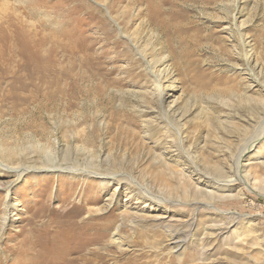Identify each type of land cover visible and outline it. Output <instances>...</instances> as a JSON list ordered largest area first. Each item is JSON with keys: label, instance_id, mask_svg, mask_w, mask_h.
I'll return each instance as SVG.
<instances>
[{"label": "rangeland", "instance_id": "rangeland-1", "mask_svg": "<svg viewBox=\"0 0 264 264\" xmlns=\"http://www.w3.org/2000/svg\"><path fill=\"white\" fill-rule=\"evenodd\" d=\"M0 153V264H264V0H0Z\"/></svg>", "mask_w": 264, "mask_h": 264}, {"label": "bare ground", "instance_id": "bare-ground-1", "mask_svg": "<svg viewBox=\"0 0 264 264\" xmlns=\"http://www.w3.org/2000/svg\"><path fill=\"white\" fill-rule=\"evenodd\" d=\"M157 1H158V0H157ZM139 2H140V1H139ZM149 3H150V1H148V5H149ZM140 5H142V4H140ZM172 6H173V5H172ZM203 6H204V5H203ZM163 7H164V6H163ZM166 12H167V11H166ZM184 12H186V11H184ZM120 13H121V12H120ZM127 13H128V12H127ZM127 13H125V14H127ZM139 13H140V11H139ZM174 13H175V11H174ZM181 13H182V12H181ZM121 15H122V13H121ZM159 15H160V14H159ZM165 15H166V14H165ZM172 15H174V14H172ZM128 16H129V15H128ZM128 16H127V17H128ZM166 16H167V15H166ZM185 16H186V15H185ZM127 17L124 16V18H127ZM130 17H132V16H130ZM145 17H146V16H145ZM153 17H154V16H150L149 19L152 20ZM132 18L134 19V17H132ZM132 18H131V19H132ZM225 18H226V17H225ZM121 19H122V18H121ZM129 19H130V18H129ZM145 19H147V18H145ZM225 20H226V19H225ZM128 21H129V20H128ZM139 21H140V20H139ZM144 21H145V20H144ZM130 22H131V21H130ZM133 22H134V21H133ZM157 22H158V21H157ZM184 22H185V20H184ZM103 23H104V22H103ZM141 23H142V22H141ZM146 23H147V22H146ZM150 23H151V22H150ZM155 23H156V22H155ZM180 24H181V23H180ZM181 25H183V24H181ZM189 25H190V24H189ZM123 26H124V25H123ZM145 26H146V24H145ZM150 26H151V25H150ZM126 27H127V26H126ZM171 27H172V26H171ZM186 27H187V26H186ZM173 28H174V27H173ZM179 28H180V27H179ZM194 28H195V27H194ZM242 28H243V27H242ZM137 29H138V28H137ZM142 29H143V28H142ZM151 29H152V27H151ZM188 29H189V28H188ZM240 29H241V28H240ZM247 29H248V28H247ZM121 30H122V29H121ZM121 30H120V31H121ZM160 30H161V29H160ZM185 30H186V28H185ZM169 31H170V30H169ZM178 31H179V30H178ZM188 32H189V31H188ZM159 33H160V32H159ZM176 33H177V32H176ZM178 33H179V32H178ZM169 34H170V33H169ZM132 35H133V34H132ZM137 35H138V34H137ZM180 35H181V34H180ZM134 36H136V35H134ZM139 37H140V36H139ZM171 37H172V36H171ZM180 37H181V36H180ZM167 58H168V57H167ZM167 58H166V59H167ZM89 59H90V58H89ZM89 59H88V60H89ZM130 61H131V60H130ZM166 61H167V60H166ZM170 61H171V60H170ZM82 62H83V61H82ZM162 62H163V61H162ZM172 63H173V62H172ZM83 64H84V63H83ZM87 64H88V63H87ZM156 64H157V66H158L159 63L156 62L155 64H153V66H154V65L156 66ZM90 65H91V64H90ZM171 66H173V65H171ZM181 66H182V65H181ZM84 67H85V66H84ZM84 67H83V68H84ZM172 68H173V67H172ZM25 74H26V73H25ZM37 74H38V73H37ZM42 74H43V73H42ZM142 75H143V74H142ZM44 76H45V73H44ZM89 76H90V75H89ZM156 84H157V83H156ZM157 85H158V84H157ZM158 86H159V85H158ZM162 97H163V96H162ZM110 124H111V123H110ZM79 134H80V133H79ZM84 151H85V150H84ZM0 154H1V153H0ZM89 155H90V154H89ZM47 158H48V157H47ZM88 158H89V157H88ZM1 166H2V167H5L3 164H1ZM101 168H102V167H101ZM23 170L25 171V170H27V169H23ZM23 170H22V171H23ZM36 170H39V169H36ZM39 171H40V170H39ZM77 171H78V170L74 169V170H71V173H76ZM16 172L18 173L19 176H21L20 171H16ZM84 173L86 174V171L83 172V174H84ZM87 173H89V172H87ZM90 173H92V172H90ZM101 175H102V174H101ZM114 175H115V174H114ZM114 175H113V176H114ZM103 177H105V179H103L104 182H109V181H108V177H109V176L106 175V176H103ZM114 177H115V176H114ZM130 181H131V180H130ZM75 182H76V181H75ZM84 190H85V189H84ZM83 194H84V193H83ZM6 201H7V200H6ZM91 201H92V199H91ZM76 211H77V210H76ZM89 214H91V213H89ZM96 214H97V213H96ZM94 215H95V214H94ZM94 215H93V214L89 215L88 219L86 218L88 222H85L84 225H86V224H88L90 221L94 220V219L96 218V215H95V216H94ZM97 217H98V216H97ZM93 222H94V221H93ZM89 224H92V222L89 223ZM87 226H88V225H87ZM118 232H119V228H117L116 234H117ZM115 236H116V235H115ZM115 242H116V241H115ZM33 243H34V242H33ZM52 243H53V242H52ZM44 245H45V244H44ZM52 249H54V245H52ZM59 250H60V252L62 251L61 248H60ZM49 251H50V250H49ZM55 251H58V250L56 249ZM41 252H42V251H41ZM62 253H63V252H62ZM36 254H37V253H36ZM39 254H40V253H39ZM69 254H70V252L66 251L65 254H62V256L60 255V256H61L60 258H55V257L50 256V258H49V262H48V263H50V264H58V263H59L58 261L61 260V259H62V261L67 262V260L65 259V258H66L65 256H68ZM100 255H101V254H100ZM29 256H30V255H29ZM31 256H32V255H31ZM34 256H35V255H34ZM40 256H41V255H40ZM54 256H56V255H54ZM29 258H30V257H29ZM29 258H28V259H29ZM31 258H32V257H31ZM67 258H68V257H67ZM36 259H37V258H36ZM72 259H73V258H72ZM72 259H71V261H72ZM47 260H48V259H47ZM28 262H29V261H28ZM28 262H27V263H28ZM31 262H32V260H31ZM36 262H37V261H36ZM69 262H70V260H69ZM37 263H38V262H37ZM71 263H72V262H71ZM38 264H45L43 258H42L41 262L38 263ZM66 264H70V263H66ZM84 264H85V263H84Z\"/></svg>", "mask_w": 264, "mask_h": 264}]
</instances>
